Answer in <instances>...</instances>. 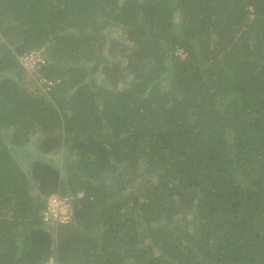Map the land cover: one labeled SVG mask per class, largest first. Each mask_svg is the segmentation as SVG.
I'll use <instances>...</instances> for the list:
<instances>
[{
  "label": "trees",
  "instance_id": "trees-1",
  "mask_svg": "<svg viewBox=\"0 0 264 264\" xmlns=\"http://www.w3.org/2000/svg\"><path fill=\"white\" fill-rule=\"evenodd\" d=\"M116 26L129 45L108 34ZM32 48L50 60V97L14 76ZM99 69L112 87L92 76ZM36 130L42 150L74 155L65 172L33 161L42 198L13 157L31 156ZM153 176L154 192L141 196L137 185ZM51 192L75 211L56 229L43 220ZM193 207L194 231L165 225ZM52 256L264 264V0H0V264Z\"/></svg>",
  "mask_w": 264,
  "mask_h": 264
},
{
  "label": "rangeland",
  "instance_id": "rangeland-1",
  "mask_svg": "<svg viewBox=\"0 0 264 264\" xmlns=\"http://www.w3.org/2000/svg\"><path fill=\"white\" fill-rule=\"evenodd\" d=\"M179 0H173L174 4H177ZM253 7H250V9H252ZM178 14V13H177ZM176 14V21L178 22L180 19L178 17V15ZM248 20L252 19V12H250L248 15ZM175 27H178V25H176ZM122 26H116V27H109L108 28V34L109 35H119L122 39L125 40V42L129 45L130 41L129 39L126 37V34L124 33V31L122 30ZM174 29V27H173ZM123 31V32H122ZM126 44V45H127ZM207 64V63H205ZM92 76L97 80V82L100 85L103 86H108V87H112L113 82L110 81L109 79V75L107 72H105L104 70H98V71H94L91 73ZM90 74V75H91ZM23 78H20L18 75L14 74V76L16 77V79L21 82L22 86H23V90L34 93V94H39V95H45L46 97H50L51 93H46V91H44V89L37 83L34 82L33 79H31L29 77V75H25L23 72ZM121 81H119V86H128L130 85V78H131V72H126V76L124 77H120ZM164 85L167 86V88L169 89V91L171 92L173 90V86L170 83L168 85V83L166 82ZM173 93V92H172ZM234 95H239L238 92H235ZM173 96V94L171 95ZM174 96H178V93H175ZM173 96V97H174ZM57 133V131H56ZM57 134H61V132L57 133ZM43 136V134L41 133L40 130H36L33 132L32 136H31V140L28 144V148L31 151V156L30 157H24L21 158V156H18V154L13 153V157L14 160L19 164V166L28 174V176L31 178V169H32V163L33 161L42 158V160L44 161H48L50 162L52 165L59 167L61 170H63L65 172V169L61 168V163H63L65 161V159L68 158H73L74 155H72V153L69 151V148H66L65 146H61L57 149H53L52 151H44L41 149V145H40V141H41V137ZM8 142L10 143V140L8 139ZM145 165L141 166V169L144 167ZM122 178L120 179L123 180L126 178V176H121ZM29 178V179H30ZM149 178H151V176H149ZM31 180V185L30 186V192L33 193L35 196L40 195V198H42L43 193L40 190V183L38 180H35L33 178L30 179ZM131 184V182L129 183V185ZM156 184V176H153L152 181L148 184L146 182L145 183H139L137 186L139 187L137 192H140V195L143 197L148 196V194L151 192H154V187ZM132 185V184H131ZM140 186H143V188L140 189ZM140 189V190H139ZM136 192V193H137ZM82 195V194H80ZM150 195V194H149ZM46 198V197H45ZM44 199V198H43ZM185 204V203H184ZM178 212L174 213L171 217V219L173 220L172 222H167L165 223V225H170V226H175V225H179L181 227H187L188 229L194 231L195 230V222L194 219L197 218L198 220L202 219L200 218L198 213H195L196 210H194L193 208H188L187 211H182L181 208H178L177 210ZM8 211H6L7 213ZM161 224H164V221L161 220L160 221ZM57 234V232L55 233ZM147 242H150V238H148L147 240H144L142 243H140V246H144Z\"/></svg>",
  "mask_w": 264,
  "mask_h": 264
},
{
  "label": "built area",
  "instance_id": "built-area-1",
  "mask_svg": "<svg viewBox=\"0 0 264 264\" xmlns=\"http://www.w3.org/2000/svg\"><path fill=\"white\" fill-rule=\"evenodd\" d=\"M18 61L27 73L37 77L39 85L49 90L57 81L43 76L42 67L48 63L46 53L41 49H31L18 55ZM46 208L43 210V220L56 229L60 224L71 222L74 217L72 198L60 192H51L46 198ZM57 230H55V233ZM43 264H65L55 260L52 256Z\"/></svg>",
  "mask_w": 264,
  "mask_h": 264
},
{
  "label": "clouds",
  "instance_id": "clouds-1",
  "mask_svg": "<svg viewBox=\"0 0 264 264\" xmlns=\"http://www.w3.org/2000/svg\"><path fill=\"white\" fill-rule=\"evenodd\" d=\"M32 49H40V48H32ZM31 50V49H30ZM41 50H43V49H41ZM177 50H178V52L182 55V56H185L186 54H187V52H186V50L184 49V48H182V47H179V48H177ZM29 51V50H28ZM45 53H46V50H43ZM26 52V51H25ZM46 55H47V53H46ZM47 59H48V55H47ZM50 62V60L48 59V63ZM47 63V64H48ZM45 66V65H44ZM43 66V67H44ZM22 67V66H21ZM43 67H42V73H43ZM23 68V67H22ZM24 69V68H23ZM24 74L25 75H29V77L31 78V79H33L34 80V82H37V77H35V76H33L32 74H30V73H27L25 70H24ZM43 76H45L44 75V73H43ZM46 78H48L47 76H45ZM57 82V81H56ZM38 83V82H37ZM39 84V83H38ZM44 91H46V93H48L49 92V90H45L44 89ZM56 235V234H55Z\"/></svg>",
  "mask_w": 264,
  "mask_h": 264
}]
</instances>
